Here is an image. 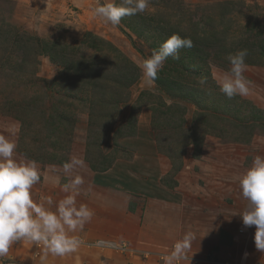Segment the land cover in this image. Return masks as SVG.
<instances>
[{"label":"rangeland","instance_id":"rangeland-1","mask_svg":"<svg viewBox=\"0 0 264 264\" xmlns=\"http://www.w3.org/2000/svg\"><path fill=\"white\" fill-rule=\"evenodd\" d=\"M107 3L119 5L122 0H0V136L16 145L13 159L17 163L37 161L41 181L32 187L31 198L54 211V202L59 203L65 196V192L56 191L79 176L84 182L75 196L92 211L97 210L90 229L100 228L105 219L103 204L108 199L97 188L90 190L88 182L93 171L88 161H97L101 149L110 158L123 160H129L132 153L134 165L140 166L146 162L142 158L146 151L137 147L150 142L161 158V169L155 170L160 173V184L180 194L183 211L172 212L170 218L172 226H183L176 231V241L181 242L189 233L192 240L196 239L174 263L197 264L195 259H200L201 252L211 254L206 245L214 240L223 246L229 264H264V252L258 251L254 243L255 227H245L240 217L248 201L242 197L238 183V177L253 159L264 157V128L260 125L264 122V61L252 65L245 60L243 75L249 82V92L231 99L219 87L231 67L228 56L212 54L209 56L213 62L206 59L199 61L201 64L186 58L188 71L177 74V79L171 68L173 57L169 56L158 72H163L161 78L169 76L179 83L180 87L169 90L171 93L150 82L144 68L154 50L174 36L188 39L191 34L201 36L223 30L226 42L221 45L230 53L258 31L264 36V0H147L143 12L124 16L118 26L103 22L93 13L96 7ZM223 9L228 12L222 13ZM209 37V51L214 53L222 36ZM48 46L56 51L52 59L47 55L48 49L44 50ZM127 63L135 65L138 77L129 87V99L115 106L124 97V87L118 82L128 78L121 76ZM196 65H201L199 72L206 69L209 76H196ZM133 71L129 68L127 72L132 75ZM188 89H193V94L201 99L200 108L209 113V133L203 134L201 121L200 129L194 127L199 132L198 151L187 147L191 142L187 144L183 138L189 136L186 129L193 115L201 110L186 100L190 99L186 95ZM228 102L237 109L234 117L228 114ZM168 105L170 110L164 114ZM150 106L156 108L153 114ZM254 121L256 124L245 130L246 123ZM134 124L135 135L118 141L114 130ZM155 135L166 138L160 148L167 155L159 152ZM101 138L104 142L97 149ZM85 149L91 157L86 158L88 161ZM72 159L82 163L65 174L63 165ZM118 165L115 171H126V167ZM130 169L135 170L132 164ZM80 202L76 204L80 206ZM239 226L246 228L244 234L237 235ZM80 231H88L86 224ZM77 238L82 241L79 250L90 252L91 256L104 250L116 252L96 246L97 242H110L102 238ZM177 242L172 243L170 251L157 254L160 262L172 254ZM119 253V263L138 253L143 260L149 256V252L134 244H126L125 251ZM43 255L42 245L21 240L0 257V264H39L37 260ZM46 258L51 260L48 264H55L52 255Z\"/></svg>","mask_w":264,"mask_h":264},{"label":"clouds","instance_id":"clouds-1","mask_svg":"<svg viewBox=\"0 0 264 264\" xmlns=\"http://www.w3.org/2000/svg\"><path fill=\"white\" fill-rule=\"evenodd\" d=\"M146 7L147 0H122L119 5H100L93 13L103 22L118 26L124 16L143 12ZM191 46V40L180 36H174L162 44L145 62V74L149 81L155 80L158 70L169 56L178 59L179 49ZM247 55V49H242L227 57L231 67L224 73L219 87L229 99L236 95L245 96L249 92V82L243 75L247 68ZM15 148L14 143L0 136V257L7 255L13 243L21 240L42 245L45 257L49 254L63 257L77 251L82 241L71 233L83 230L94 215L87 205L76 206L75 193L84 181L77 176L70 183L61 185V190L70 194L59 201L55 212L47 210L31 198L32 187L41 181L37 161L17 163L13 159ZM81 163L77 159L65 163V174ZM56 183L59 184L58 179ZM238 183L242 197L248 201V207L240 215L243 225L255 227V246L258 251L264 252V157L256 156L247 171L238 177ZM48 203H52L51 199ZM191 240L192 234H186L172 254L163 258L164 264H173V261L181 259V253L190 247Z\"/></svg>","mask_w":264,"mask_h":264},{"label":"crops","instance_id":"crops-1","mask_svg":"<svg viewBox=\"0 0 264 264\" xmlns=\"http://www.w3.org/2000/svg\"><path fill=\"white\" fill-rule=\"evenodd\" d=\"M149 143H143L137 147L140 151H146V153L143 152L144 156H142L146 162H143L142 165H134L135 157L129 160L117 159L107 171L91 173V179L88 182L90 190L92 187L97 188L106 194L108 199L103 204L106 209L103 210L105 219L100 222L103 223L102 227L91 230L90 223H95L92 220L95 217L93 216L91 221L86 223L87 232L78 230L71 233V235L81 236L85 240L89 237L87 239L90 241L102 238L110 242L114 240L116 244L124 242L125 244H134L138 249L149 252L147 259H140L138 256L141 254L138 253L137 255L127 256L125 260L123 259V262L121 260L119 263L118 259L122 253L117 252V250H115L116 252L105 250L97 253L93 252L94 257L90 255V252L85 253L78 248L77 251L63 257L52 256V262L55 261V264H132V262L133 264H164V262L159 261L157 254L170 251L172 243L177 242L175 238L176 231L183 226H172L174 222L170 218L172 212L183 211V206L180 201V194L177 191L170 190L160 184V173L156 174L155 170L161 169L158 166L161 163V158L157 155L156 147ZM118 163V166L126 167L125 172L119 173L114 170ZM130 164L135 170L130 169ZM113 177H117V180ZM113 179L114 181H112ZM62 192L60 188L56 191V193ZM64 195L68 194L65 193ZM76 201L79 203L81 200L77 197ZM84 202L81 201L80 205L85 204ZM53 205L54 209H52L55 212L58 202H54ZM76 206L79 207L77 204ZM87 206L89 209L91 208V206ZM96 211L93 210L95 215ZM168 219H170V222H166ZM165 226L167 231H165ZM195 240H191V244L195 243ZM206 246L210 248L208 250L211 251V254L201 252L200 259H195V263L222 264L223 262V264H226L230 261L226 257L223 246L215 243L214 240L211 245L207 243ZM134 258H137L138 261H134ZM37 261L39 264H48L51 260L43 255ZM173 264L182 263H174L173 261Z\"/></svg>","mask_w":264,"mask_h":264},{"label":"trees","instance_id":"trees-1","mask_svg":"<svg viewBox=\"0 0 264 264\" xmlns=\"http://www.w3.org/2000/svg\"><path fill=\"white\" fill-rule=\"evenodd\" d=\"M224 5H226V3ZM227 12H228V9H223V12L222 13H227ZM205 21H207V19ZM207 34L204 33L201 36H196L195 34L194 35L191 34L190 35L191 37H189V38L187 37L189 40H191L192 46L191 47H183V48H180L179 49V53L181 54L180 58H178V59L173 58L172 59L173 60L172 62L174 64H173V66L171 68L174 71V78L175 79H177V74H179V73H181L183 71H188V67L189 66L184 65V63L186 61V58H187V60L190 59V58H194L195 60H197V62H199V61L200 62L201 61L204 62L206 59H210L211 58L210 56H212V54L214 56L215 55L217 56L218 54L219 55H224V56H229L230 54H235L239 50L247 49L248 55H247V57H246L245 60H247L250 64L257 65V64H261V63H258V62L264 61V36H260L262 34V32H260V31H258L256 33V35H254L252 38L251 37H247V40L244 41V43L241 44L239 42L240 45H238L237 47H235L231 51V53H230V51H228V48L226 49L224 45H221V43L224 44V42H226V35L223 32V30L221 32H219V33H216V32H213V31H211V32L208 31ZM212 35L213 36H216V35L222 36L220 42L219 41L217 42V43H220V44L218 45V48L214 51V53H211L209 51L210 50L209 47H211L210 37L209 36H212ZM47 49L49 51V53L47 55L51 59L56 56V51H54L55 48L53 49V47L50 48V46H48V48L45 49V47H44V50H47ZM250 57H253V59H255V60L251 59ZM200 66L201 65H196L195 66L196 67V73H195V75L196 76L200 75V77L209 76V73H208V71L206 69H204V71L206 70V72H204V71H200L199 72L198 71V69H199ZM129 68L130 69H134V71H133L134 74L130 75L127 72L129 70ZM122 69H124L122 71H125V73L124 74L121 73V76L125 75V76H128V78L123 79V80H120V82H118L119 86H121V87L123 86L124 87V90H125L124 92L125 93H124V97L115 103V106L118 105L119 103L126 102L129 99V87L136 81V79L138 77V69L132 63H127L126 65L123 66ZM118 73H119V71H118ZM191 74H194V72L191 71ZM162 75H163V72H161V71L158 72L156 74V78H155V80H153V82L155 84H157L166 93H171L169 90H174V88H176L178 86L180 87L179 83H177L174 79H171L170 80L169 76H167L166 79H163V78H161ZM167 83H170L173 86L172 87L173 89H171V87H169ZM118 93L121 94L120 92H118ZM186 95L190 96L189 97L190 99H186L187 101L193 103V105L195 107L200 108V106H201V99L200 100L198 99L197 94H193V89H188ZM199 96H200V94H199ZM158 99H159L158 101L161 100L160 97ZM161 102H162V100H161ZM229 105H231V107L229 108V113L228 114H230L231 116L234 117L235 114H236V112H237V109H236V107H235V105L233 103H229ZM174 107L179 108L177 105H174ZM157 108H158V105H157ZM149 110L153 114L154 111L156 110V108L153 107V106H150ZM169 110H170V105L167 106V110L164 111V114L167 113V111H169ZM157 111H158V109H157ZM206 111H208V110H206V109L203 108V109L198 110V111L195 112V116L193 115V117H192V119L190 121L191 122L190 127L188 129H186V133L189 134V136L183 137L185 139V141H186L187 144L189 142H191V144L190 145H187V147L188 146H191L194 151H198V146L200 144L199 143V132L197 131L198 129L196 130L194 128L195 125L198 127V124L201 121V125L204 126L203 134L205 135L206 133H209L210 132L209 131V128H208V126H209V123L208 122L209 121L207 119L208 118L207 116L209 115V113H207ZM212 113H213L212 115H215L216 114L215 113V109L212 110ZM164 114H163V112H161V116H163ZM220 119H221V117H220ZM153 121H154V119H153ZM153 121H152V123H153ZM179 121H180V119H179ZM180 122H183V119H181ZM254 124H256L255 121H254L253 124L252 123L249 124L247 122L246 125H245V130L249 129ZM260 125L264 128V122L262 124H260ZM121 127L122 128L125 127V128L123 130H121V131L118 130V128L114 130V131H117L115 137H119L118 141L120 139H122V138L131 137V136H134L135 135V130H136V125L135 124L134 125H131V126L130 125L129 126L123 125ZM114 135H115V133H114ZM154 139H155V143H156L157 147H159L158 148L159 149V152H161V154H163V151L160 148V146H161V144L163 145L162 142H166V138L163 137L161 139V138H158L155 135V138ZM103 140L104 139L101 138L100 141H98L96 143V148L97 149H99L101 147V143H102ZM187 140H188V142H187ZM120 147L122 148V150H125V152L128 151L123 146L120 145ZM165 154L167 155L166 152H165ZM165 154H163V155H165ZM86 158L87 159H90L91 158L88 155V153H87V149H85V159ZM97 158H98L97 161H94L92 159H90L88 161L86 159L88 161V163H89V165L91 167V170L93 172H105L109 168H111V166L113 165V163L115 162V160L119 159V158H115V157L114 158H110V155L109 154H107V155L103 154V152H101V149L98 150ZM128 158L129 159L132 158V153L128 156ZM120 159H122V158H120ZM165 187H167V186H165ZM169 188H170V186H169Z\"/></svg>","mask_w":264,"mask_h":264},{"label":"built area","instance_id":"built-area-1","mask_svg":"<svg viewBox=\"0 0 264 264\" xmlns=\"http://www.w3.org/2000/svg\"><path fill=\"white\" fill-rule=\"evenodd\" d=\"M246 232V228L243 226H239L237 229V233L238 234H244ZM96 246L98 247H103V248H111L112 250L115 249L119 252H123L126 249V244L125 243H119L116 244L114 242H100V243H96Z\"/></svg>","mask_w":264,"mask_h":264},{"label":"snow or ice","instance_id":"snow-or-ice-1","mask_svg":"<svg viewBox=\"0 0 264 264\" xmlns=\"http://www.w3.org/2000/svg\"><path fill=\"white\" fill-rule=\"evenodd\" d=\"M169 46H171V42H170Z\"/></svg>","mask_w":264,"mask_h":264}]
</instances>
